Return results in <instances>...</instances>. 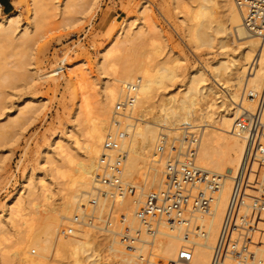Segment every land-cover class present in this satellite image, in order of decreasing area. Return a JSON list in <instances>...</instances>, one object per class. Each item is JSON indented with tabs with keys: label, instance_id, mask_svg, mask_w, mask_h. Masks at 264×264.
I'll return each mask as SVG.
<instances>
[{
	"label": "bare ground",
	"instance_id": "6f19581e",
	"mask_svg": "<svg viewBox=\"0 0 264 264\" xmlns=\"http://www.w3.org/2000/svg\"><path fill=\"white\" fill-rule=\"evenodd\" d=\"M172 1L179 4L181 0ZM14 3L19 5L21 0H15ZM30 3V23H22L20 14L16 11L1 15L0 5V54L2 53L1 49H5V46L12 42L11 46L15 45L16 41L14 40L18 42L16 38L24 40L22 37L32 31L33 27H36L42 12H45L43 0H30ZM94 3L95 0H64L61 3V10L66 13L77 7L86 5L90 7ZM120 3L126 9H131L130 4L123 1ZM182 6L187 9V13L193 21L188 25L187 35L193 36L199 45L210 46L215 41L214 43L225 51L221 53L220 57L209 63L211 80L209 77L207 78L201 68L196 67L179 85L180 87L176 88L178 90L170 93L165 90L168 87L167 81L170 84V81L177 79L180 74L176 60L159 62L154 61L157 60L158 54L154 55L155 58L152 60L149 58L152 54H149L147 58H142L144 56L140 55L141 58L139 56L136 58V56L122 53L126 47L128 48L129 43L132 44L136 41L134 39L136 36H144L145 30H143V26H139L142 24L141 22L136 25L139 27L136 31L137 34L135 33L136 36L134 31H131V26L134 24L131 21H127L121 28L114 29L111 33L107 31L115 35L116 40L114 44L112 43V47L105 48L101 53V71L105 75L107 74L108 79L104 82L101 96L98 98L97 111H90L88 99L86 96H82V102L73 115L75 117L73 122L77 126V130H75V126L72 125L73 142L82 146L83 156L78 157L73 152L71 144L64 138L54 142L55 153L75 166V171L71 174L72 177L66 185V191L60 198L61 202L59 204L50 202L53 192L44 177L39 180L37 188L40 192H37L36 184L29 182L32 176L30 175L26 176L20 192L9 196L0 210L1 236L6 233V227H4L6 223L16 227L19 221L25 222L24 211L27 207L36 205L38 200L43 202L44 206H51L47 213L41 212L36 216L37 227L23 233L24 236L21 235L13 248L12 251L16 254L19 264H54L61 252L69 250L75 256L77 264H106L104 263L106 261L102 262L105 259L103 255L105 251H107L105 254L107 260L110 256H114L117 258V260L115 259L117 264L210 263L213 247L225 215L233 177L245 152V139L233 132V123L240 109L250 111L254 109V101L249 97V93L259 91L264 80V37L248 30L244 25L242 12L234 0H197L195 5L189 7L188 4L182 3ZM151 7L152 1L150 0H140L137 5L141 16L147 15ZM138 43L140 44L139 38ZM134 78L140 81L135 103L129 112L116 116L115 105L122 100L123 85L133 82ZM119 83H122V86ZM36 100L37 98L32 96L23 106H19L20 116L28 112L36 113L40 108H43L41 104L36 105ZM136 116L141 118V123L126 121L133 118L138 119ZM115 118L120 120L119 125L115 124ZM185 127L201 128L196 157L197 165L222 176L221 185L216 193L217 197H215L217 202L214 209L212 206L208 211L186 213V219L190 220V224L193 225V230L190 233L186 232L188 229L185 227L189 222L168 219L156 221L155 230L151 233L142 227L139 220L138 214L145 201L140 198L144 196L146 198L148 194L164 188L165 162L157 158L161 157L156 155L157 149L164 142L163 139H167L165 137L167 134L179 139L184 134L183 128ZM4 130L0 132V143L5 140L6 136L3 135L8 133L7 130L3 132ZM119 130L127 132V135L121 140V147L126 151L121 174L122 180L132 186L133 193L141 189L140 198H135L136 200L133 201L136 206L133 215L130 213L128 214L131 216L125 215L130 223L126 225V228H129L135 238L132 250L127 249L124 242L118 237V234L124 231L125 225H122L121 230L116 231L114 229L116 225L113 223V228L111 231L105 232L106 235H99L95 228L90 227H84L82 231L73 232L71 235L63 234L60 232L62 228L59 229L63 219L74 222V214L77 211L80 212L81 209L88 208L93 198H96L97 201L95 210L100 214L107 209L104 206L107 207V204L112 203V199L108 196L98 194L96 187L99 185L96 183L95 174L107 135L109 133L117 134L120 132ZM174 144L176 145V143ZM49 158H51L48 162L52 165V170L58 172L57 164H55L57 161L52 160L55 159L54 157ZM147 165L149 166L147 167ZM149 173L152 175L149 178L151 179L149 190H153L150 193L146 190L144 192V187L141 185L127 181L129 177H140L143 182H147ZM260 181L264 182V160L252 158L245 175L246 198L257 197L260 192L264 194V185L262 186ZM146 188L148 189V187ZM126 196L118 198L114 205L116 203L123 205L127 202ZM133 196L135 195L133 194ZM244 206L246 208H242ZM244 206L238 207L236 214L238 218H246L250 223V242L254 248V256L250 261L245 260L244 262L232 257H225L221 264H264V259L258 257L259 254L260 256L264 255V246H262L264 245V234L261 231V225L264 224V213L252 211L248 204ZM59 207V211L55 210ZM241 209H245V211L241 213ZM204 215L211 217L210 220L206 217L208 224L205 222L207 219L205 220ZM73 222L70 223L74 225ZM101 238L110 240L105 245L103 243L101 245ZM1 245L0 241V262L3 264L5 262L3 254L6 250ZM183 246L192 247V261L187 262L179 258V251ZM37 249L39 252L33 255ZM114 257L111 259L114 260Z\"/></svg>",
	"mask_w": 264,
	"mask_h": 264
},
{
	"label": "rangeland",
	"instance_id": "374dc122",
	"mask_svg": "<svg viewBox=\"0 0 264 264\" xmlns=\"http://www.w3.org/2000/svg\"><path fill=\"white\" fill-rule=\"evenodd\" d=\"M14 1L10 0V11L19 12L22 23H30V0H21L19 5H16ZM63 1L43 0V4H45L43 9L45 10L46 8V10L39 17L36 27H33L32 31L22 37L24 40L16 38L18 42L14 40L16 41V43L14 42L15 45L13 44L14 46H11L12 42L10 45L5 46V49H1L0 132L5 129L3 132L7 130L8 133L3 135L6 136L5 140L2 138L4 141H2L3 143L1 142L2 144L0 143V210L9 196L20 192L19 190L26 180V176L30 175L32 176L29 182L36 184L35 188L38 187L39 180L44 177L53 192L50 202L55 204L61 202L60 198L66 191V185L72 177L71 174L75 171V166L62 159L58 153H55L54 142L64 138L71 144L73 152L78 157L83 156L84 150L82 146L73 142L72 125L77 130V126L73 122L75 118L73 115L82 102L81 98L85 96L88 99L90 111H97L98 98L101 96L104 82L108 79L107 74L105 75L101 71V53L105 48L112 47L116 40L115 35L110 34L111 31L119 29L127 21H131L134 23L131 26V31H134L136 36V31L139 28L136 25L139 22L142 23L139 26H143L142 28L145 30L144 36H136L139 38L140 44L138 43V38L134 36L138 44L134 40L135 42L129 43V46L126 45L128 50L126 51L125 49L122 53L136 56V58L139 55L144 56L142 58H147L149 54H152V56H149L152 60L158 54L157 60L154 61L159 62L162 60H176L180 74L178 73L177 79L170 81V84L167 81L168 87L165 90L170 93L178 90L176 88L180 87L179 85L186 80L185 78L196 67L201 68L207 78L209 77V80H211L209 63L225 52L224 49H220L214 43L215 41L213 42L214 45L213 43L210 46L207 44L199 45L193 36L187 35L188 25L192 24L193 21L187 13V9L182 6V3L188 4L190 7L195 5L197 0H181L179 4L172 0H150L152 1V7L145 16L144 14L141 16L137 9L140 0H95V3L90 7L87 5L77 7L66 13L61 10ZM122 1L130 4L131 9L129 10L122 6L120 3ZM10 11L2 8L1 15ZM140 56L139 58H141ZM78 78L82 80L80 81ZM132 81H136V78ZM119 85L122 86V83H119ZM32 96L37 98L36 105L41 104L43 108H40L36 113L28 112L20 116L19 106H23ZM126 121L133 123L142 122L140 117ZM167 136L170 135H166L167 140L171 138L168 142L171 143L174 140L173 142L176 143L174 146L178 149L182 144L179 139L183 138V135L179 139H175L172 135L170 137ZM175 140L180 142H175ZM164 155L157 158L165 162L166 169L169 158L168 150ZM49 157H54L55 159L52 160L54 162L55 160L57 161L55 164H57L58 172L52 170V165L48 162L51 159ZM149 174L148 179L152 176L151 173ZM127 181L141 185L144 187V192L150 193V191H153L149 190L151 179L147 180V183L146 181L143 182L140 177H129ZM260 184L263 186L264 182L260 181ZM37 189V192H40L39 188ZM137 192H132L135 196L132 193L128 194L129 196H126L127 202L123 205L119 203L114 205L116 206V210H114V225L117 226H114V229L116 231L121 230L122 225L126 227V225L130 224L125 215L131 216L130 214L135 211L136 206L133 201L140 198L141 189H138ZM262 194L260 192L257 197H262ZM215 197H217V194ZM251 198L253 197L247 198L248 201ZM140 199L144 200L145 196ZM37 202L36 205L29 206L24 211L25 216L23 218L26 220L25 222L19 221L16 227L5 222L6 233L0 236L1 246L6 250L3 254L5 257L3 264H19L16 254L12 251L13 248L21 235L23 237L28 230H33L37 227L36 216L41 212L47 213L50 210L51 206H44L43 202H39V200ZM216 202L215 198L212 204L214 206L213 209ZM109 205L110 203L104 208H108ZM242 208H246V206ZM55 210L59 211L60 207L55 208ZM242 211H245V209H241V213H243ZM78 213L79 211L74 215ZM204 217L205 220L207 218L210 220L211 218L210 215H204ZM70 222L73 221L63 219L60 222L59 229L72 226H74L73 228L75 226L79 228L75 220L73 223L76 225ZM205 222L208 224V219ZM96 232L99 235H106L99 231ZM101 239V245L102 243L105 245L110 240ZM38 252L39 250L37 249L33 255ZM106 253L107 251L103 252L105 259L103 258L102 262L117 264L115 263L117 258L113 256V260L111 259L113 258L112 256H108L109 259L107 260ZM262 256L264 255L262 254ZM262 256L259 254L258 257L264 259ZM0 264L2 263L0 262ZM54 264H77V262L71 250H69L61 252L57 256V262Z\"/></svg>",
	"mask_w": 264,
	"mask_h": 264
},
{
	"label": "built area",
	"instance_id": "2783aa9c",
	"mask_svg": "<svg viewBox=\"0 0 264 264\" xmlns=\"http://www.w3.org/2000/svg\"><path fill=\"white\" fill-rule=\"evenodd\" d=\"M242 12L244 25L251 33L264 37V0H234ZM139 80L124 84L122 100L115 105V115L120 116L129 112L136 99ZM249 97L254 101V109H240L233 123V132L245 139V152L241 164L234 177L233 184L222 220L216 243L213 247L209 264H221L225 257H232L241 262L250 261L254 256L251 245L250 223L246 218H238L236 210L248 204L252 211L264 213V196L247 200L245 194V175L249 161L252 158L264 160V80L259 91L250 92ZM117 118V117H116ZM114 119L119 125L120 120ZM182 144L178 149L174 143L163 139L156 155H164L168 150L166 166V181L160 191L148 194L138 214L142 227L154 232V224L158 220L168 219L178 222L186 219V213L193 211H208L218 192L222 176L205 170L197 165V149L201 135L200 127H185ZM117 134L109 133L105 139L103 152L95 174L98 194L108 196L112 203L107 210L100 214L96 211V198H93L88 208L81 209L74 219L79 228L67 227L60 230L63 234L82 231L84 227L95 228L105 233L111 231L114 223V203L118 198L132 193L130 184L123 182L121 174L126 158V151L121 147V140L127 135L125 130ZM166 137V136H165ZM96 197V196H95ZM185 226L191 232L193 225ZM264 232V224L262 225ZM118 237L127 249L132 250L135 242L129 228L124 229ZM179 258L190 262L193 259L192 247L183 246Z\"/></svg>",
	"mask_w": 264,
	"mask_h": 264
},
{
	"label": "crops",
	"instance_id": "0c3cea01",
	"mask_svg": "<svg viewBox=\"0 0 264 264\" xmlns=\"http://www.w3.org/2000/svg\"><path fill=\"white\" fill-rule=\"evenodd\" d=\"M0 5H1V8L5 9L7 11L11 10V2H10V0H0Z\"/></svg>",
	"mask_w": 264,
	"mask_h": 264
}]
</instances>
